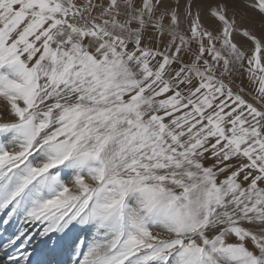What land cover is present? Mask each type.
I'll return each mask as SVG.
<instances>
[{
	"label": "snow or ice",
	"instance_id": "snow-or-ice-1",
	"mask_svg": "<svg viewBox=\"0 0 264 264\" xmlns=\"http://www.w3.org/2000/svg\"><path fill=\"white\" fill-rule=\"evenodd\" d=\"M0 264H264V0H0Z\"/></svg>",
	"mask_w": 264,
	"mask_h": 264
}]
</instances>
